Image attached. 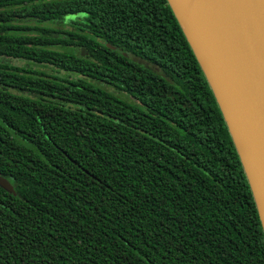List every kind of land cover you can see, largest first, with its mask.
I'll return each mask as SVG.
<instances>
[{
    "label": "trees",
    "instance_id": "obj_1",
    "mask_svg": "<svg viewBox=\"0 0 264 264\" xmlns=\"http://www.w3.org/2000/svg\"><path fill=\"white\" fill-rule=\"evenodd\" d=\"M0 176L15 190L0 187V264H264L247 176L167 0H0Z\"/></svg>",
    "mask_w": 264,
    "mask_h": 264
},
{
    "label": "water",
    "instance_id": "obj_2",
    "mask_svg": "<svg viewBox=\"0 0 264 264\" xmlns=\"http://www.w3.org/2000/svg\"><path fill=\"white\" fill-rule=\"evenodd\" d=\"M167 2L222 112L264 231V0ZM0 187L15 194L2 176Z\"/></svg>",
    "mask_w": 264,
    "mask_h": 264
},
{
    "label": "rangeland",
    "instance_id": "obj_3",
    "mask_svg": "<svg viewBox=\"0 0 264 264\" xmlns=\"http://www.w3.org/2000/svg\"><path fill=\"white\" fill-rule=\"evenodd\" d=\"M64 28H70V24H69V21L67 22V24L65 25ZM11 64L15 65V66H25L26 65V62L24 61H20V60H14V59H11ZM33 69H36V70H44L45 72L49 73V74H53V75H60V76H66V73L64 72H61L60 74H57L55 70L51 69V68H39L37 66H32ZM106 89L108 90H111L113 91L114 89L106 86ZM126 99H131L130 97L126 96V95H121V94H118ZM9 181V180H8ZM10 182V181H9ZM11 183V182H10Z\"/></svg>",
    "mask_w": 264,
    "mask_h": 264
}]
</instances>
